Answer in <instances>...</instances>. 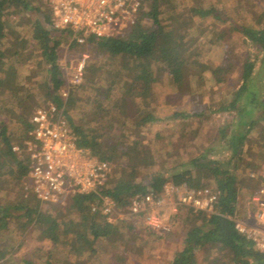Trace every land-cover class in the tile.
<instances>
[{"label":"trees","instance_id":"1","mask_svg":"<svg viewBox=\"0 0 264 264\" xmlns=\"http://www.w3.org/2000/svg\"><path fill=\"white\" fill-rule=\"evenodd\" d=\"M160 6V0H144L136 23L126 34L101 39L90 37L82 45L71 43V50H86L88 59L83 66L81 83L63 99L60 91L64 78L58 58L61 44L68 42L69 35L51 29L49 0H0V61L8 58L10 62L6 70L0 71V116L3 118L0 119V261L6 254L3 243L12 240L10 246L17 243L18 249L20 244L15 236L29 227L55 246L68 247L71 239L79 245L69 247L68 257L58 258L48 253L40 262L22 259L20 264H100L98 256L106 253L112 256L111 264H124L143 248L134 243L132 221L112 222L110 217L91 210V205L98 202L95 195L70 198L67 208L76 212L82 227L73 238L62 233L63 227L53 212L65 207L41 204L29 195L28 162L13 147L28 139L36 103L29 88L19 92L16 76L20 68L38 59L36 66L43 76L41 91L51 104L64 105L65 118L77 146L88 150L93 157L119 164L115 178L103 190L116 210L128 209L135 195L152 193L160 197L167 184L186 185L192 190L208 189L197 175L199 168L211 178V190L219 194L218 213L207 216L180 208L182 240L170 264H199V254L205 256L202 264H263L264 255L235 230L229 219L244 218V212L238 207L239 197L246 196L249 202L258 185L249 175L258 173L264 166L255 162L256 153L245 154L243 150L253 135L264 146V9L253 22L236 25L240 35L257 50L259 67L255 72L254 63H242L240 88L219 103L217 112L235 113L232 122L219 130L222 141L228 143L227 155L219 159L217 153L210 152L213 155L210 157L208 150H204L179 167L140 176L142 169L153 165V153L139 135L143 127L156 120L153 85L173 75L177 58L187 51L186 35L181 33L180 26L170 29L163 25ZM193 13L202 19L212 16L220 22L227 20L214 8L196 9ZM8 16L17 17V26L26 24L30 31L28 39L16 38V48L5 46L10 35L15 37L14 33L6 32L4 18ZM145 18L150 21L149 25H144ZM100 56L106 58L104 63L98 62ZM136 65H141L143 70L138 71ZM247 108L253 109L251 115L247 114ZM81 115L88 121L74 120ZM12 122L18 128L9 129L8 124ZM19 131L23 133L21 137ZM242 157L249 163L241 169ZM3 193L6 197L2 200ZM12 224L18 226L16 230ZM161 237L164 236L157 238Z\"/></svg>","mask_w":264,"mask_h":264},{"label":"rangeland","instance_id":"2","mask_svg":"<svg viewBox=\"0 0 264 264\" xmlns=\"http://www.w3.org/2000/svg\"><path fill=\"white\" fill-rule=\"evenodd\" d=\"M160 18L163 25L170 29L180 26L181 33L185 36L187 51L177 58L174 74L167 75L162 82L153 85L154 102L153 108L156 111V120L146 125L140 132V137L144 144L153 153V165L141 170L142 175L147 173L164 172L173 167H179L185 161L199 156L204 150L208 154H216L222 159L227 155L228 143L222 141L219 130L230 124L235 113L217 112L222 99L230 98L231 94L241 86L240 76L241 65L245 61L254 63L255 69L259 67L257 63V50L246 41L238 32L236 25H246L253 22L260 11L264 9V0H160ZM214 8L222 12L225 22L214 20L212 16L202 19L196 16L193 11L196 9ZM7 25L6 32L15 34L6 40V47L18 46L16 38L23 41L29 37V28L26 24L19 23L17 17H5ZM144 25H149L150 21L145 18ZM88 59L86 50H71L68 43L63 42L59 50L58 64L64 78V86L60 93L68 95L73 88L80 83L73 84V76L80 63H85ZM105 57H98V62L104 63ZM29 62L24 68L18 70L16 83L19 92L24 88H29L36 103L34 108L44 106L50 102L41 91L43 76L39 74L36 62ZM10 65L9 59L0 61V71H4ZM138 71H142L141 65H136ZM2 73L0 72V77ZM264 76V75H263ZM264 100V88L262 91ZM82 103H79L81 105ZM253 109L247 108V114L251 115ZM0 119H3L0 116ZM75 121H88L85 115L74 118ZM13 123V122H12ZM9 123V129L18 128L16 123ZM22 131L18 136H22ZM227 135V133H226ZM24 143V142H23ZM23 143H16L15 146H22ZM112 142H110L111 144ZM257 142L255 135L250 136L244 145V153L252 151L256 153L255 162L264 165V146ZM211 153L209 156H213ZM23 158V157H21ZM249 161L242 157L239 166L242 168ZM113 164V163H112ZM115 165L119 169V164ZM119 171V170H118ZM207 173L197 170V175L208 185V189L213 188L211 178ZM115 178V177H114ZM17 188L12 190L13 195ZM212 191V190H211ZM6 193H3V200ZM247 195V191L245 192ZM246 196L239 197V211L244 212L248 203ZM56 209L54 212L63 229L62 233L69 238H73L76 233L82 231L78 222L76 212L70 208ZM47 209V208H46ZM64 209V210H63ZM127 209H117L116 213L109 219L112 222L127 219L134 223L135 245L143 246L137 256H130L124 264H170L174 253L180 248L181 231L183 230L180 212L173 214L168 208H164L161 217L171 230L168 233H152L143 223L142 219L130 217ZM15 224V223H14ZM12 224L14 230L18 226ZM20 233V232H19ZM152 233V234H151ZM154 234V235H153ZM162 239H158L157 237ZM20 244L16 243L12 247L7 240L3 243L6 246V254L0 264H20L22 259H31L40 262L45 259L48 253H52L58 258L68 257L70 248L78 246L77 240L69 241L70 246H55L53 243L41 239L39 232L32 227L21 231L15 236ZM14 238V240H16ZM148 244L144 246V242ZM14 242V241H13ZM11 247V248H10ZM214 253H212L213 256ZM204 255H198V263L202 264ZM100 264H111V254H100L98 256ZM115 264V263H114Z\"/></svg>","mask_w":264,"mask_h":264},{"label":"built area","instance_id":"3","mask_svg":"<svg viewBox=\"0 0 264 264\" xmlns=\"http://www.w3.org/2000/svg\"><path fill=\"white\" fill-rule=\"evenodd\" d=\"M144 0H49L52 13L51 29L65 32L71 43L82 45L90 37L112 38L126 34L137 21ZM83 63L73 76V84L82 80ZM63 99L67 93H62ZM31 129L22 146L13 147L19 157L28 162L27 187L30 196L41 204L65 207L71 197L95 195L98 202L93 212L110 217L116 213L113 201L103 190L114 179L116 167L110 162L90 155L76 144L65 107L47 104L34 109L30 117ZM257 180V189L245 206L244 218L229 219L235 230L251 241L264 255V166L258 173H250ZM218 192L210 189L192 190L186 185L167 184L162 195H135L128 205V214L142 219L154 233H168L161 217L164 208L177 215L180 208L207 216L216 215ZM264 264V262H263Z\"/></svg>","mask_w":264,"mask_h":264}]
</instances>
